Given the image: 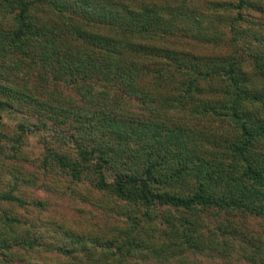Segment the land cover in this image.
Wrapping results in <instances>:
<instances>
[{
  "label": "rangeland",
  "instance_id": "obj_1",
  "mask_svg": "<svg viewBox=\"0 0 264 264\" xmlns=\"http://www.w3.org/2000/svg\"><path fill=\"white\" fill-rule=\"evenodd\" d=\"M190 1L200 6L207 3L206 0ZM262 2L258 0L250 7L264 5ZM197 8L204 9L207 16L201 19L202 25L206 26L204 32H212L214 40L206 42V35L198 40L193 32H176L179 35H166L155 40L156 46L184 51L188 55L233 54L239 57L240 68L252 80L255 71L251 54L259 56L264 53V11L256 14L245 11L244 14L254 18L243 17L241 27L235 28L240 30L237 40L231 42L232 32L226 22L234 10L209 13L205 7ZM251 20L258 24L249 25ZM106 26L99 23L86 28L88 34L81 41L67 36L70 47L75 44L81 61L69 64L74 71L63 73V81L52 79L37 62L27 63L25 58L14 56L7 58L5 66L11 69L4 68L0 84L6 88L18 82L19 89L35 97L42 108L39 109L40 116L36 117L28 104L7 98L10 103H19V110L5 108L0 113V146L3 151H0V193L13 192L22 201L15 204L0 199V264H119L116 257H111L110 251L116 250L114 248L121 243L124 245L127 232H133L132 217L139 220L128 243L129 246L135 243V251L123 258L119 253L124 264H261L258 262L264 254V219L227 213L228 219L235 224L232 238L225 237L227 239L222 243V237L217 236L208 241L209 248L204 246L200 253H179L181 248L174 245V239L155 240L159 235L158 219L152 211L148 212L153 214L149 223L143 215L144 208L120 201L110 192L96 188V180L90 173L92 165L88 167L89 172H83L80 179L75 180L50 159L45 163L42 161L47 150L73 148L72 135L85 140L96 135L106 139L108 132L99 130L95 134L94 128L104 127L107 122L112 126L111 121L115 125L125 121L134 126L138 122H155L161 135L164 129L182 128L187 133L186 145L193 144L195 151L198 148L199 159H207L208 153L212 154L216 149V133L230 135L234 131L231 121L222 116V111L219 112L222 99L206 97L205 86H199L200 90L192 94L194 101L185 97L184 103H177L181 95L178 87H182L179 83L183 80L181 76H173V60L142 59L140 76L133 81L121 79L122 69L129 72V69L137 68L129 59L122 64L115 52L110 57L101 54L114 50L116 44L109 39L113 32ZM60 29L62 35L65 27L61 24ZM95 34L102 38L100 47L94 45V40L88 42ZM255 35L261 38H255ZM135 43L145 42L138 40ZM126 55H130L129 50ZM254 84L264 91L263 80ZM146 90H151L147 99L142 95ZM3 96L5 94H0V98L4 99ZM18 123L28 126L31 131H20ZM125 126L127 124L123 123L122 128H115L107 145L111 162L116 156L118 164L109 165L107 182L115 169L125 171L127 165L140 167L141 161L136 160L145 156L142 142L125 133ZM143 139L148 141L145 137ZM256 148L264 151L262 144ZM11 152L15 155L11 156ZM177 165L171 160L167 170L170 172ZM184 184L185 189L193 187L192 180ZM158 209L164 211V207ZM223 216L219 213L218 218L223 219ZM28 240L32 242L31 246L27 244ZM252 243L257 245L256 250L250 248Z\"/></svg>",
  "mask_w": 264,
  "mask_h": 264
},
{
  "label": "trees",
  "instance_id": "obj_2",
  "mask_svg": "<svg viewBox=\"0 0 264 264\" xmlns=\"http://www.w3.org/2000/svg\"><path fill=\"white\" fill-rule=\"evenodd\" d=\"M257 1L206 0V6H200L190 0H0V74L4 73V68L11 69L5 64L8 57L14 56L25 58L27 63L37 62V65L49 72L52 79L63 81V73L74 71L69 64L81 61L75 44L70 47L67 36L71 40L81 41L88 34L86 28L105 23L114 35L109 39H112V44H116L113 47L115 51L109 49L110 52L104 51L101 54L110 57L115 52L122 64L129 59L130 64L137 68L129 69V72L122 69L119 74L121 79L133 81L140 76L142 59L173 60V76H181L183 80L179 83L182 87H178L181 95L177 103H184L185 97L192 99V94L200 90L199 86H205L206 97L222 99L219 112L222 111V116L234 125L230 135L216 133V149L212 154L208 153L207 159H199L201 155L198 148L195 151L193 144L186 145L187 133L182 128L164 129L161 135L155 122H138L134 126L122 121V124H127L125 133L132 134L133 138L142 142L145 156L142 160H136L141 161L140 167L127 165L125 171L115 169L109 182L106 181L109 165L118 164L116 156L111 162L107 145L115 128H122L120 123L115 125L111 121L112 126L107 122L104 127L100 125L94 128L95 134L99 130L102 133L108 132L106 139L96 135L93 139L85 140L84 137L79 139L72 135L73 148L67 147L66 151L47 150L42 161L45 163L50 159V162L53 161L75 180L80 179L83 172H89L88 167L92 165L90 173L96 180V188L110 192L120 201L144 208L143 215L149 223L150 217L155 214L159 230L155 240L174 239V245L178 244L181 248L179 253H200L205 249L204 246L209 248L208 241L215 240L217 236L222 237L223 243L227 239L225 237H230L235 229L234 221L228 219L227 213H242L248 217L264 219V151L256 148V145H264V91L254 84L257 80H263L264 84V53L259 56L251 54L255 71L251 80L240 68L239 57L233 54L188 55L184 51L155 44V40L162 36L179 35L176 32H193L194 38L198 40L206 35V42L214 40L212 32H204L206 26L201 22V19L207 17L204 9L200 11L197 7H205L209 13L234 10L226 24L232 32L229 40L235 42L237 32L240 31L235 28L241 27L243 17L254 18L244 12L256 14L264 11V5L261 4L256 8L250 7ZM260 1L264 4V0ZM254 23L258 24L256 20H251L249 25ZM61 24L65 27L62 35ZM91 38L88 42L94 40V45L100 47L102 38L96 34ZM255 38L261 37L255 35ZM138 40L145 43H135ZM128 50L130 55L127 56ZM147 72L149 74L150 71ZM149 91H143L145 99ZM0 94H5L4 99L0 98V113L5 108L19 110V103L7 100L11 98L28 104L32 114L40 116L41 103L32 95L23 93L18 82L6 88L0 84ZM199 109L202 110L201 107ZM259 111L261 113L256 115ZM17 128L23 132L30 130L23 123H18ZM192 151L195 152L190 153ZM10 154L15 155L13 152ZM171 160H175L178 165L169 172L167 168ZM189 179L193 187L185 189L184 183ZM178 185H181L180 189ZM0 195V199L15 204L22 202L13 192ZM159 207H164V211H160ZM149 211L153 214L150 215ZM219 213H223V219L218 218ZM130 220L134 232L139 220L135 217ZM133 232H127L124 245L118 243L119 246L114 248L117 251H110L111 257H116L119 264H124L121 258L135 251V243L133 246L128 244ZM31 243L27 241L29 246ZM250 248L256 250L257 245L252 243ZM119 253L121 258L118 257ZM261 259L264 260V254ZM262 260L258 263L264 264Z\"/></svg>",
  "mask_w": 264,
  "mask_h": 264
}]
</instances>
